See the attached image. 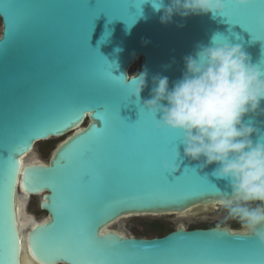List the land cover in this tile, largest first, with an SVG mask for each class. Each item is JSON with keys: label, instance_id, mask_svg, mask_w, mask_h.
<instances>
[{"label": "water", "instance_id": "95a60500", "mask_svg": "<svg viewBox=\"0 0 264 264\" xmlns=\"http://www.w3.org/2000/svg\"><path fill=\"white\" fill-rule=\"evenodd\" d=\"M17 2L33 5L35 17L29 22L24 35L15 39L9 51L0 56V144L6 141L3 122L9 112L23 116L27 111H55L69 103L86 104L90 108H95L99 103L110 101L111 97L106 96L102 82L94 76V72L101 67L107 68L103 58L95 50L97 47L102 56L116 65L113 74L124 75L128 82L134 79L135 75L130 72L138 62L141 63L140 72L147 69V86L141 93L142 102L150 98L155 77L166 76L170 87L181 79L185 71V57L194 55L201 46H208L214 33L223 34L232 44L242 45L251 56L252 63H261L264 67V51H262L264 45L253 42L251 34L239 25H229L225 17L212 18L211 14L188 17L174 15L172 22L165 25L161 23L163 10L156 12L151 3H146L142 5V16L139 9L135 7L130 9V13L134 15L132 19L136 18L135 23L130 26L132 19L112 20L119 17L129 0H102L108 6L106 10L109 18L103 13L96 18L89 40L91 47L94 48L92 49L88 46L85 32L95 12L84 7V0H17ZM224 2L228 4L231 0ZM2 3L3 0H0V4ZM89 3L95 5L96 0H89ZM135 3L140 8L142 0H135ZM163 3L168 6L170 0H163ZM229 11L239 12L236 8H231ZM0 19L3 26L0 36L2 42L6 37L7 20L3 14H0ZM136 83L133 81L130 85L123 84L122 91L133 93ZM138 107L145 117L149 116L142 105ZM261 108L264 109V101L261 102ZM121 115L135 121L138 118V109L136 105H130L121 110ZM247 119L264 132V111H258ZM99 126L100 122L92 112L85 113L77 124L64 129L59 134L34 140L30 151L16 157L19 161V174L14 191V218L20 241L16 264H21L23 249V234H20L18 225L20 205L17 207V197L21 191L29 196L42 195L40 209L47 214L46 219L31 227L27 234V251L32 262L71 264L70 260L65 258L46 262L31 250L30 238L33 233L55 223V216L51 210L53 191L48 186L38 185V190L35 191H28L24 187L25 172L33 168H52L56 163L54 158L58 156L62 146L69 144L62 150L63 158L58 157L56 175L62 184L69 208L58 217L56 225L51 229L53 238L59 237L68 230L78 229V210L81 207L89 206L98 214L103 212L105 205L112 200L179 198L202 187L204 181L201 177L191 171H186L184 174L180 167L173 171V175L181 176L171 182L167 180L166 169L164 170L163 167L164 148L169 137L179 140L177 133L158 132L150 125L124 128L110 123L103 131L102 138L96 141L95 134ZM78 135L81 137L72 141ZM59 138L64 139L53 151L48 163L33 158L32 163L23 165L22 159L34 153L37 144ZM82 144L92 149L86 161L79 155ZM180 151L183 153L182 146ZM146 159L152 161L150 173L145 172ZM184 164L197 165L191 160H184ZM214 167L216 165L201 171L207 174L212 182L218 183L216 193L202 194L180 203L146 210L129 207L121 208L118 212H107L101 217L104 222L98 229L100 238L110 237L112 240L135 242L139 248H151L153 243L157 245L174 243L179 247H185L209 234L226 232L237 235L248 234L246 239L250 246L264 244L246 230L235 231L225 226L190 230L180 225L165 236L153 238H138L111 229L120 221L130 217L183 216L191 210L198 208L211 210L215 205L221 204L222 200L229 197L230 190L225 181L217 180L211 175ZM85 168L90 172L93 170L104 172L106 182L102 192L98 190L94 179L84 181ZM197 171L199 172L200 169ZM261 230H264V226ZM181 233L193 236L184 239L176 236ZM152 260L154 264H158L160 258L152 257Z\"/></svg>", "mask_w": 264, "mask_h": 264}, {"label": "snow or ice", "instance_id": "6c2138e0", "mask_svg": "<svg viewBox=\"0 0 264 264\" xmlns=\"http://www.w3.org/2000/svg\"><path fill=\"white\" fill-rule=\"evenodd\" d=\"M84 7L95 12L85 32L88 46L92 48L89 40L94 22L101 13L109 18L106 10L108 6L102 0H96L95 5H91L89 0H84ZM132 7L137 10L140 9L136 6L135 0H129L119 17L112 20L122 19L126 21L132 19L134 16L130 13ZM225 7L224 17L229 25H239L240 28L251 34L253 42L264 45V0H254V3L245 7L233 5L232 2L225 3ZM0 8H2L0 14H3L7 20L6 37L0 42V56H2L9 51L15 39L24 35L29 22L35 17V11L33 5L21 4L17 0H3ZM231 8H236L239 12L229 11ZM135 20L136 18L132 19L129 25L134 24ZM233 34L235 35V33ZM239 38L237 37V39ZM95 50L103 58L107 68L101 67L94 72V76L102 82L106 96L111 97L110 101L99 103L95 108H90L86 104L69 103L55 111H27L23 116L9 112L3 122L6 141L0 144V264H16L17 261L20 241L14 218V191L16 178L19 174V161L16 157L30 151L34 140L59 134L64 129L77 124L88 112H92L100 122L95 134L96 141L102 138L103 131L110 123L124 128L150 125L158 132H164L157 127L156 121L151 115L145 117L141 113L139 104L133 98L132 93L122 91L123 84L130 85L127 78L124 75H114L113 69L116 65L100 54L99 47ZM133 104L138 109V118L135 121L121 115L122 109ZM80 137L78 135L72 141H76ZM178 144L179 140L175 137H169L165 144L163 167L165 170L167 165V170H165L167 180L171 182L176 177L181 176L173 175V169L179 166L184 174L186 171H191L201 177L204 181L202 187L179 198L148 197L112 200L105 205L104 211L98 214L93 212L89 206L81 207L78 210V229L75 231L68 230L56 238H53L51 229L56 225L58 217L69 208V202L64 196L62 184L56 175L58 157L63 158L62 150L69 144L62 146V150L54 158L56 163L52 168L27 170L24 176L26 190H38V185L52 188L51 210L55 216V223L33 233L30 238L31 250L38 258L46 262L65 258L70 260L71 264H154L152 257L160 258L158 264H264V244L258 243V246H250L246 239L248 238L246 233L240 235L226 232L213 233L201 237L185 247H179L174 243L167 245L153 243L151 248H139L135 242L112 240L110 237L100 238L98 229L100 224L104 222L101 217L107 212H118L121 208L129 207L146 210L180 203L202 194H213L218 191V183L212 182L199 166L185 165L184 160L178 157ZM91 152L92 149L88 145L82 144L79 155L81 159L86 161ZM151 165L152 161L146 159V173H150ZM197 169L200 171L198 172ZM83 179L85 182L94 179L98 190L101 192L106 182V176L102 170L90 172L87 168L83 171ZM228 194L230 195V192ZM182 234L176 236L181 237V239L193 236L184 234L182 236Z\"/></svg>", "mask_w": 264, "mask_h": 264}, {"label": "clouds", "instance_id": "9594fccd", "mask_svg": "<svg viewBox=\"0 0 264 264\" xmlns=\"http://www.w3.org/2000/svg\"><path fill=\"white\" fill-rule=\"evenodd\" d=\"M231 2L245 7L254 0ZM146 3H151L156 12L163 10L161 23L165 25L174 15L211 14L216 18L224 17L226 12L224 0H170L168 6L163 0H142L141 16ZM133 77L129 82H137L133 98L155 119L160 130L179 135L178 157L196 162L202 171L216 165L211 175L225 181L230 190L229 197L220 204L226 219L237 220L244 230L264 242V132L247 119L264 111L261 63L253 64L242 45L214 33L208 46L185 57L183 76L171 87L166 76L153 79L149 99L141 101L147 69ZM253 202L261 206H250Z\"/></svg>", "mask_w": 264, "mask_h": 264}, {"label": "rangeland", "instance_id": "374dc122", "mask_svg": "<svg viewBox=\"0 0 264 264\" xmlns=\"http://www.w3.org/2000/svg\"><path fill=\"white\" fill-rule=\"evenodd\" d=\"M2 21L0 19V36L2 33ZM141 66V63L138 62L136 67L131 70V74H135ZM64 138L52 139L47 142H41L35 147L34 153L29 156L27 161L35 158L40 160L43 163H48L49 159L56 149L58 144ZM40 196H32L31 199H26L22 197V203L24 207V212L28 215L29 218H32L34 221H42L47 214L40 209ZM252 207L261 206L260 202H253ZM201 219H199V218ZM226 211L220 207V204L211 210L207 211H191L186 215H164V216H140V217H130L120 221L118 224L114 225L111 229L119 230L126 235H133L136 237H154L152 223L159 221L167 226L170 229H176L180 225H183L186 228H189L192 225L196 224H212L213 226H222L230 227L233 230H244L241 224L234 219H226ZM239 224L237 228H234V225Z\"/></svg>", "mask_w": 264, "mask_h": 264}, {"label": "bare ground", "instance_id": "6f19581e", "mask_svg": "<svg viewBox=\"0 0 264 264\" xmlns=\"http://www.w3.org/2000/svg\"><path fill=\"white\" fill-rule=\"evenodd\" d=\"M32 154V153H31ZM31 154L26 155L23 159H22V163L23 165H27L32 163V161H27L29 156H31ZM36 196H40L42 199V195H36ZM22 197L26 198V199H31L32 196L26 195L24 194L22 191L18 193V197H17V207L18 205H20V213H18V225H19V230H20V234L22 235V255H21V264H35L34 262H32L29 253L27 251V234L29 232V230L31 229V227H33L35 224L42 222L46 219V217L39 222L34 221L32 218H29L28 215L24 212V207H23V203H22ZM217 205H215L214 207H216ZM208 208H198L196 210H191V211H203V210H207Z\"/></svg>", "mask_w": 264, "mask_h": 264}, {"label": "trees", "instance_id": "16d2710c", "mask_svg": "<svg viewBox=\"0 0 264 264\" xmlns=\"http://www.w3.org/2000/svg\"><path fill=\"white\" fill-rule=\"evenodd\" d=\"M140 70H141V67L139 68V70L135 74H132V75L138 74L140 72ZM152 226H153V232H154L155 236H164V235H166L167 231H163L161 229V227L158 226L157 222H155V223L153 222ZM238 226H239V224H236V225H234V228H237ZM196 227L212 228L214 226L212 224H205V223L196 224V225L190 226L191 229L196 228Z\"/></svg>", "mask_w": 264, "mask_h": 264}, {"label": "flooded vegetation", "instance_id": "af4514ba", "mask_svg": "<svg viewBox=\"0 0 264 264\" xmlns=\"http://www.w3.org/2000/svg\"><path fill=\"white\" fill-rule=\"evenodd\" d=\"M198 218H199V217H198ZM199 219H201V218H199ZM155 222L158 223V226H160L161 229H162L163 231H167L166 234H168L169 232L175 230V229H170L169 226H167V225H165V224H163V223H161V222H159V221H155ZM155 222H154V223H155ZM205 224H207V223H205ZM152 227H153V226H152ZM188 229L192 230L190 227H189ZM193 229H208V228L196 227V228H193ZM164 236H165V235H164ZM154 237H162V236H154ZM138 238H145V237H138ZM146 238H153V237H146Z\"/></svg>", "mask_w": 264, "mask_h": 264}]
</instances>
